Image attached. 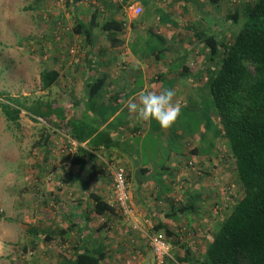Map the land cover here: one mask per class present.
Here are the masks:
<instances>
[{
	"label": "crops",
	"instance_id": "crops-1",
	"mask_svg": "<svg viewBox=\"0 0 264 264\" xmlns=\"http://www.w3.org/2000/svg\"><path fill=\"white\" fill-rule=\"evenodd\" d=\"M113 1L115 0H98V5L92 2L95 6L85 9L83 13L76 12L77 16L72 15L75 11L71 10V7L67 8L70 9V16L76 21L75 25L78 21L87 23L90 17L85 18L84 15L89 13L91 16L96 10L104 15L100 21L102 25L111 18L124 21L123 45L119 48H111L101 30L95 31L96 41L93 47L86 43L85 38L74 34L75 25L61 32L59 39L55 37L59 28L50 29V36L54 37L55 41V52L51 56L53 65L41 72L38 83L42 87L35 98H30L28 91H24L21 98L31 99V102L41 99L45 104H51L54 110L50 118L51 125H48L50 130L41 135L43 145L48 144L49 140L57 144L65 143L69 139H81L83 142L80 148L92 156L82 172L78 167L69 166L67 171L77 177L75 181H64L65 175L61 166L36 169L37 175L28 190L39 198L43 196V202L48 200V205L39 202L41 204L36 206L34 220L19 222L16 218L13 220L14 217L0 219L3 220V229L0 231V259L8 256L11 261L10 251L14 247H21L30 248L44 257H49V264H74L76 255L86 250L105 255V264H154L149 238L157 225H164L175 234L174 241L169 240L173 253L169 264H188L179 262V259L185 258L186 249L199 255L201 251L206 250L213 238L212 224L216 217L213 210L214 201L211 198L209 202L205 201L201 193L202 201H194L195 197L189 195V192L196 188V194L199 195L200 186L194 187L195 183L186 179L190 178L187 173L191 169L181 164L184 161L195 162L200 167L202 161L205 167H210L215 163L218 151L203 153L202 133L191 138V141L185 138L186 150L170 157L174 160L169 163L182 168L177 173H180L183 182L181 179L171 180L173 178L169 177L152 179L151 164H145L142 157H145V148L149 147L145 146V143L149 141L154 122H137L135 115L130 114L126 107V102L136 101L142 91L159 93L165 84L174 93L182 91L184 96L188 94L193 101L194 95L200 89V69L187 73V70L182 69L181 60L188 53L185 63L191 67L189 62L199 58L200 44L192 31L200 30V2L158 0V3L157 0H146V3H143V0H134L136 4L148 9L149 18L141 23L140 19L146 16V13L139 18L130 17L125 15L129 3L114 11L117 5H113ZM75 9L80 10L79 7ZM173 14L177 15L175 23L183 24L182 28H187V33L192 34L187 37L195 43L193 48L190 47L191 42L185 44L181 39L183 35L177 33L173 27L172 19L169 18L173 17ZM149 29L153 30L154 35L163 37L168 52L157 55V49L150 47L151 39L156 38L148 33ZM50 36L48 35L47 40ZM38 42L39 40L36 41ZM157 42L161 44L159 39ZM76 45L79 47L74 49L82 55V64L75 67L73 57L65 51ZM172 46L180 47V51L174 53ZM47 70L58 72L59 77L45 90L41 75ZM100 79L104 80L100 95L90 97L89 84H94ZM26 83L28 84V78ZM173 103L180 106V111L185 108L184 100L176 94L173 96ZM167 130L157 129L161 132L162 141L152 138L153 142L158 143L153 146L156 151L161 150L164 144L170 143L167 139L170 132ZM178 134L182 135L181 127ZM107 141H111L108 146ZM44 149L47 148H42L41 151ZM110 167H122L126 171L133 220L140 227L139 231H135L133 222L124 219L115 209L113 181L108 172ZM164 167L163 170L169 166ZM50 173L54 177L52 180L48 176ZM73 176L70 179H73ZM160 184L167 187V194L159 195L157 188L162 189ZM19 192L16 196L22 191ZM97 199L114 207V213L106 217L98 215ZM193 204L197 205L195 213L181 214L176 218L166 216L171 212L172 205L188 207ZM45 206L50 209L44 210ZM204 206H207V210L200 211L201 208L205 209ZM107 222L109 226L102 228ZM31 228L36 230V237L30 232ZM47 238L51 239L50 242H46ZM44 257L39 258L46 261ZM40 263L42 264L41 261Z\"/></svg>",
	"mask_w": 264,
	"mask_h": 264
},
{
	"label": "trees",
	"instance_id": "trees-1",
	"mask_svg": "<svg viewBox=\"0 0 264 264\" xmlns=\"http://www.w3.org/2000/svg\"><path fill=\"white\" fill-rule=\"evenodd\" d=\"M89 1L68 0L67 6L76 7ZM143 1L146 3V0ZM207 1L212 6L221 2V0ZM146 10L148 9L146 8ZM147 12L146 16L141 17V23L149 18ZM242 13L243 17L239 9L236 8L233 13L227 16L226 22L237 28V31L229 39L225 37L219 39L217 33L212 30L211 32L209 30L192 31L198 40V44L202 47L198 54V62L202 64L199 68L200 90L204 94L209 90L213 105L212 118L215 117L214 122L218 128L215 135L218 142H224L230 151V158L235 168L234 175L243 188V195L233 203L229 217L218 225L217 231L206 250L196 255L190 249H186L185 258L179 259L181 263L264 264V0L249 2L243 8ZM103 16L100 11H94L87 23L78 21L73 32L85 38L86 43L94 47L95 31L101 30L110 42V47L119 48L123 45L122 37L125 32V22L111 18L102 25L100 21ZM148 31L153 38L159 39L161 43L159 44L162 47L161 50H157L155 53L161 55L168 52L169 49L165 48L163 37L154 35L152 29ZM187 56L188 53L181 60L182 69L187 70L185 71L187 73L197 70V68L186 65L185 58ZM58 77L59 74L56 71H44L41 75L43 89L48 90ZM103 83L104 80L100 79L94 84H89V96L97 97L100 95ZM198 97L196 93L193 101ZM30 100L12 97L6 92H0V111L10 123L17 124L22 113L26 112L35 122L38 121L37 119H42L45 121L46 127L50 126V118L54 111L51 104L47 105L41 99L32 100V102ZM205 140L206 136L203 134V143ZM77 142L82 144L83 141L78 139ZM109 144L111 141H107L106 146ZM203 151L204 154L208 153V148H205L204 145ZM216 151H218L217 148ZM90 156H92L90 153L81 148L74 155L67 154L62 160L65 171L64 181H75L77 177H74L67 169L71 166L78 167L80 172L84 171ZM224 161L227 163L226 159ZM181 165L185 168H192L193 171L199 167L195 162L185 163L184 161ZM200 167H204V162L201 161ZM112 169L124 171L127 192L131 200L126 171L122 167H112ZM165 171H169V168H166ZM179 171L171 172L165 177L174 180ZM109 175L111 177V174ZM207 175L213 177L211 173H206V176L200 180V184L206 182ZM72 176L74 178L70 179ZM156 179L161 180V178ZM194 185V187L198 186ZM157 191L159 195H164L167 194L168 189L167 187H162V189L158 187ZM196 193L197 189L195 188L192 190V197ZM232 200L235 199L229 197V201ZM194 201L196 203L202 201V196H196ZM220 205L222 206L219 201H214L213 207H220ZM196 206L195 204L188 207L172 205L171 212L166 216L167 218H176L181 214H192L195 213ZM130 208L132 210L131 206ZM115 209L103 200L97 199L96 213L98 215L106 217L108 214L114 213ZM120 214L125 219L124 215ZM105 226H109V222L104 223L102 228ZM30 232L34 237L37 236L36 230L31 228ZM155 234H163L168 244L169 240L174 241L175 239V234L165 228L164 225H157L152 235ZM50 240L47 238L46 242H50ZM26 251L27 249H24V252ZM104 256L86 250L78 253L73 263L105 264Z\"/></svg>",
	"mask_w": 264,
	"mask_h": 264
},
{
	"label": "rangeland",
	"instance_id": "rangeland-1",
	"mask_svg": "<svg viewBox=\"0 0 264 264\" xmlns=\"http://www.w3.org/2000/svg\"><path fill=\"white\" fill-rule=\"evenodd\" d=\"M90 1L71 7V10L75 11L72 12V15L77 16L76 12L83 13L85 9L95 6V4H91L92 2L99 4L98 0ZM253 1L221 0L218 5L212 6L207 0H199L200 31L209 30L211 32L212 30L217 33L219 39L223 37L229 39L237 31V28L226 22L227 16L238 8L243 17V8L246 4ZM126 3L129 4L126 6L125 15L130 17H136L135 10L131 8H142L143 13L137 18L148 11L140 4H136L134 0L113 1V5H117L114 11H117L118 7H124ZM67 4L68 0H0V92H6L12 97L20 98L24 91L30 92V98H35L36 94L40 92L42 86L38 83L39 76L44 69L53 65L51 56L55 52V41H53L54 37L50 36V29L59 28L55 32V37L59 39L62 36L61 32L76 23L68 12L70 9L67 8ZM77 7L80 10L76 11L75 8ZM87 16L90 17V14L84 15L85 18ZM172 16L169 18L172 19L176 32L183 35L181 39L185 44L188 45L191 42L192 45L190 47L193 48L195 43L193 40H188L187 37L192 34L187 33V28H182L183 24L175 23V20H177L176 14ZM48 35L50 38L47 40ZM38 40L39 42L36 43ZM78 47L76 45V47L71 49ZM150 47L153 50H161L162 48L159 46L157 39H151ZM200 49H202L201 46ZM70 50H66V54L70 53ZM178 50L180 51V47L172 46L174 53ZM81 64L82 62L80 64L75 63V67ZM189 65L193 68H201L202 66L197 59H192ZM26 78H28V84L26 83ZM169 88L165 84L162 90ZM175 94L184 100L185 108L180 111V117L175 124L167 130L170 132V136L167 137L170 143L164 144L161 150L158 151L153 148L158 143L153 142L152 138L162 141L161 132H158L157 129L163 130L154 122L152 133L149 134V141L145 143V146L149 147L145 148V157L142 158L146 162L145 164H151L153 170L152 179L163 178L171 174V172L174 173L175 170L179 171L180 168L169 164L174 160L170 157L178 153H184L186 150L185 138L191 141V138L200 136V133L206 136V140L203 143L204 147L208 148V153L216 151L217 148L219 151L217 153L218 157L210 167H196L197 170H190L187 173L190 178L186 179L200 186L199 195L195 194L196 196H200L201 193L204 195L205 201L209 202L211 198L213 201H219L222 204V206L214 208L216 217L213 219L214 222L212 224L214 232L211 233L215 234L218 225L229 217L233 203L242 197L243 188L234 175L235 168L230 158L231 154L228 147L224 142L219 143L215 135L218 128L214 122L215 117L212 118L213 105L209 90L204 94L199 89L197 92L199 97L194 101L190 100L188 94L184 96L182 91H178ZM38 122H35L26 112H23L17 124L10 123L0 111V219L14 217L13 220L16 218L19 222L36 219L35 209L37 205L41 204L39 202H42L43 205H48L46 204L48 200L46 203L43 202V196L40 199L37 195H32L28 190V187H31L29 185L34 181V176L37 175L36 169L38 167L53 169L56 166H61L64 171L62 160L66 156L64 151L68 149V141L65 143L57 142L56 144L53 140H49L48 144L43 145V142L40 143L41 135L43 132L48 133L50 128ZM179 127L182 129V135L178 134ZM42 148L47 149L42 152ZM225 159L227 163L224 161ZM183 160H185V156ZM139 164H141V161ZM164 166H169V171L163 170ZM206 173H211L213 177L211 178L209 177L210 175H207L206 182L200 184V180L206 176ZM51 174L48 176L52 180L54 177ZM175 176L176 179H181L183 182L180 173ZM19 191H22L21 194L16 196L17 192L20 193ZM191 193L189 192V195ZM229 197H233L235 200L229 201ZM204 208H201L200 211L204 210L203 212H205L207 206H204ZM45 209H50V207L45 206ZM203 212L200 213L204 214ZM2 229L3 220L0 221V231ZM206 241H209V239H206ZM10 252L11 261L6 256L0 259V264H41L40 261L42 264H49V257H44L30 248L24 252L21 247H14ZM40 256L44 257L43 259L46 261L41 260Z\"/></svg>",
	"mask_w": 264,
	"mask_h": 264
},
{
	"label": "built area",
	"instance_id": "built-area-1",
	"mask_svg": "<svg viewBox=\"0 0 264 264\" xmlns=\"http://www.w3.org/2000/svg\"><path fill=\"white\" fill-rule=\"evenodd\" d=\"M135 10V16L138 17L143 13L142 8L137 7ZM70 55L73 57L74 62L79 64L81 62V57L79 51L76 49L70 50ZM39 122L46 124L42 119H37ZM69 146L67 151H64V154L74 155L78 153L81 145L73 140H68ZM108 172L111 174L114 188V201L117 211L122 213L125 218L133 220V212L130 208V199L127 192L126 177L122 169L114 170L111 167L108 169ZM133 229L139 231L140 227L133 221ZM149 244L152 248L153 254L155 256V264H169L167 261L171 260L170 246L167 242V239L163 234H155L150 236Z\"/></svg>",
	"mask_w": 264,
	"mask_h": 264
},
{
	"label": "clouds",
	"instance_id": "clouds-1",
	"mask_svg": "<svg viewBox=\"0 0 264 264\" xmlns=\"http://www.w3.org/2000/svg\"><path fill=\"white\" fill-rule=\"evenodd\" d=\"M174 92L170 89L141 92L136 101L126 102L127 110L137 122H155L161 129L171 128L180 115V106L173 103Z\"/></svg>",
	"mask_w": 264,
	"mask_h": 264
}]
</instances>
